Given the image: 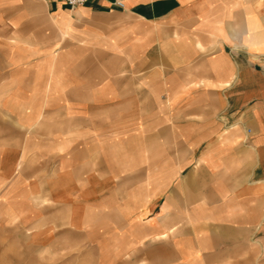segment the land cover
<instances>
[{"label":"crops","instance_id":"obj_1","mask_svg":"<svg viewBox=\"0 0 264 264\" xmlns=\"http://www.w3.org/2000/svg\"><path fill=\"white\" fill-rule=\"evenodd\" d=\"M45 3L0 30V209L102 264H264V0Z\"/></svg>","mask_w":264,"mask_h":264},{"label":"rangeland","instance_id":"obj_2","mask_svg":"<svg viewBox=\"0 0 264 264\" xmlns=\"http://www.w3.org/2000/svg\"><path fill=\"white\" fill-rule=\"evenodd\" d=\"M47 23L45 0H0V30L5 24L28 27ZM2 36L0 33V40ZM23 211L21 218L19 211L6 215L0 209V264H102L99 251L88 248L79 235L41 223L43 219L27 223L32 210Z\"/></svg>","mask_w":264,"mask_h":264},{"label":"built area","instance_id":"obj_3","mask_svg":"<svg viewBox=\"0 0 264 264\" xmlns=\"http://www.w3.org/2000/svg\"><path fill=\"white\" fill-rule=\"evenodd\" d=\"M65 5L69 6L70 8H76L83 4H86L90 0H61Z\"/></svg>","mask_w":264,"mask_h":264}]
</instances>
